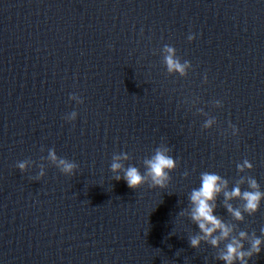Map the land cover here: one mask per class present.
<instances>
[{
    "label": "water",
    "instance_id": "95a60500",
    "mask_svg": "<svg viewBox=\"0 0 264 264\" xmlns=\"http://www.w3.org/2000/svg\"><path fill=\"white\" fill-rule=\"evenodd\" d=\"M131 166L136 189L116 179ZM204 173L233 231L193 247ZM236 187L264 192V0H0V264H226L241 232L264 239V198L249 213Z\"/></svg>",
    "mask_w": 264,
    "mask_h": 264
},
{
    "label": "clouds",
    "instance_id": "9594fccd",
    "mask_svg": "<svg viewBox=\"0 0 264 264\" xmlns=\"http://www.w3.org/2000/svg\"><path fill=\"white\" fill-rule=\"evenodd\" d=\"M169 52L173 51L168 49ZM167 62L169 65V70H180L184 71L182 65L175 61L172 56L167 57ZM52 158L55 159V153H52ZM63 165V170L67 173L74 172L75 165L68 163L67 161L61 160ZM148 165L147 175H150L152 181L155 185L164 187L166 181L170 177V171L176 167V162L173 157L167 154L166 149L158 150L155 156L146 161ZM21 170L26 169L27 164L21 162L19 165ZM251 166V165H249ZM123 168V165L115 162L112 164L113 171H119ZM43 175V173H41ZM117 180L126 181L130 188H139L146 180V175L141 173V171L135 167L131 166L124 170V175L116 176ZM227 186V181L221 176L215 173H204L202 174V183L198 189H194L191 193L190 199L194 205L192 209V218L199 224L200 229L204 233L202 237H194L191 239V244L193 247H198L202 239L211 238L210 242L213 245L218 246L221 239L228 238L233 229L225 224L219 217L215 215V201L218 194H220ZM251 186L253 189H258V183L253 180L251 181ZM225 196L231 199L232 197L243 196L246 201L245 209L251 213L258 211L261 206L262 198H264V192L259 190L256 191H246L241 192L239 187L234 188L231 192H224ZM229 211L237 219H243V215L239 210L233 209L231 205H228ZM220 230L219 236H214L213 234ZM247 233L241 232V239L232 238V242L226 247V250L222 252L220 259L224 260L226 264H248V259L253 254H259L264 251L262 244H264V239L256 238L252 241V248L250 250H244V245L242 239L247 238Z\"/></svg>",
    "mask_w": 264,
    "mask_h": 264
}]
</instances>
